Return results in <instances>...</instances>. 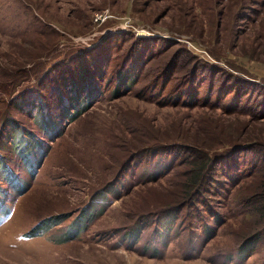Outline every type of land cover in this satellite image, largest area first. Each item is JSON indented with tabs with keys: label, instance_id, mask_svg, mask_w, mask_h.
<instances>
[{
	"label": "rangeland",
	"instance_id": "1",
	"mask_svg": "<svg viewBox=\"0 0 264 264\" xmlns=\"http://www.w3.org/2000/svg\"><path fill=\"white\" fill-rule=\"evenodd\" d=\"M0 264H264V0H0Z\"/></svg>",
	"mask_w": 264,
	"mask_h": 264
},
{
	"label": "crops",
	"instance_id": "2",
	"mask_svg": "<svg viewBox=\"0 0 264 264\" xmlns=\"http://www.w3.org/2000/svg\"><path fill=\"white\" fill-rule=\"evenodd\" d=\"M20 143H21V147L24 148V146H25L26 143H28V142H25L24 139H21ZM37 147H38V145H37ZM29 151H30V148H29ZM38 151H39V149L36 148V149L34 150V152L32 151L31 155H28V156H30L31 158L28 159L27 163L35 164V162L37 161V153H38ZM21 180H22V179H21ZM22 183H24L23 180H22ZM24 184H25V183H24ZM22 186H24V185H22ZM18 189H19V190H20V189L22 190L23 188L20 187V188H18ZM21 190H20V192H21ZM18 194H19V193H18ZM16 195H17V194H16Z\"/></svg>",
	"mask_w": 264,
	"mask_h": 264
},
{
	"label": "trees",
	"instance_id": "3",
	"mask_svg": "<svg viewBox=\"0 0 264 264\" xmlns=\"http://www.w3.org/2000/svg\"><path fill=\"white\" fill-rule=\"evenodd\" d=\"M49 119V118H48ZM198 170H199V168H198ZM195 175H197V174H195Z\"/></svg>",
	"mask_w": 264,
	"mask_h": 264
}]
</instances>
